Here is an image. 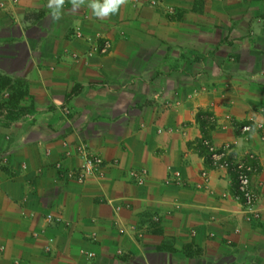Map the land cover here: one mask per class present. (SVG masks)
<instances>
[{"label": "crops", "instance_id": "0c3cea01", "mask_svg": "<svg viewBox=\"0 0 264 264\" xmlns=\"http://www.w3.org/2000/svg\"><path fill=\"white\" fill-rule=\"evenodd\" d=\"M202 140L253 167L256 220ZM81 148L102 163L77 182ZM0 247V264H264V0H0Z\"/></svg>", "mask_w": 264, "mask_h": 264}, {"label": "built area", "instance_id": "2783aa9c", "mask_svg": "<svg viewBox=\"0 0 264 264\" xmlns=\"http://www.w3.org/2000/svg\"><path fill=\"white\" fill-rule=\"evenodd\" d=\"M13 3L16 0H11ZM114 0H100L101 5H109ZM137 1V0H133ZM150 6H158L161 4V0H148ZM90 42V53H105L108 48V43L103 41L100 45L95 42V40H88ZM250 128L248 126H243V131H248ZM202 146L207 151L209 156L210 165L214 168L224 167L229 172L234 173L233 176V190L230 197L239 203L244 220L247 222H252L258 217V209L256 208V203L258 200L257 195L251 189V174L253 172V167L250 165L239 161L231 160L224 156V152L216 151L209 145L207 140H202ZM78 157L81 159L82 164L79 168L70 170L67 172V176L76 180L77 182H83L87 178H95L98 176V171L102 163L101 159L94 154L89 153L85 148H81L78 151ZM249 158V157H248ZM204 175V173L202 174ZM179 178L178 171H172L167 169L165 183L170 181H175ZM228 193H225L224 196H228ZM46 223H51L53 217L50 214L44 216ZM2 247H0V251ZM47 250V248L45 249ZM89 258H92V255H88ZM11 264H26L23 261L18 259H13Z\"/></svg>", "mask_w": 264, "mask_h": 264}, {"label": "trees", "instance_id": "16d2710c", "mask_svg": "<svg viewBox=\"0 0 264 264\" xmlns=\"http://www.w3.org/2000/svg\"><path fill=\"white\" fill-rule=\"evenodd\" d=\"M201 146H202V145H201ZM201 146H200V147H201ZM202 148L205 149L203 146H202ZM232 175H234V173H232Z\"/></svg>", "mask_w": 264, "mask_h": 264}]
</instances>
